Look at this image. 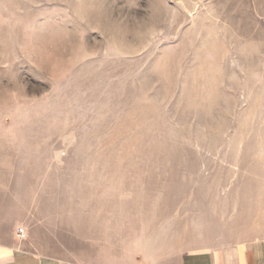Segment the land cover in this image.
<instances>
[{"label":"rangeland","instance_id":"obj_1","mask_svg":"<svg viewBox=\"0 0 264 264\" xmlns=\"http://www.w3.org/2000/svg\"><path fill=\"white\" fill-rule=\"evenodd\" d=\"M11 232L72 264L264 238V0H0Z\"/></svg>","mask_w":264,"mask_h":264},{"label":"crops","instance_id":"obj_2","mask_svg":"<svg viewBox=\"0 0 264 264\" xmlns=\"http://www.w3.org/2000/svg\"><path fill=\"white\" fill-rule=\"evenodd\" d=\"M8 237L10 241L0 243V264H72L23 246L12 232ZM177 264H264V238L184 253Z\"/></svg>","mask_w":264,"mask_h":264},{"label":"built area","instance_id":"obj_3","mask_svg":"<svg viewBox=\"0 0 264 264\" xmlns=\"http://www.w3.org/2000/svg\"><path fill=\"white\" fill-rule=\"evenodd\" d=\"M25 234H26V233H25V229H23V228H19V229L17 230L16 237L21 241V240L24 239Z\"/></svg>","mask_w":264,"mask_h":264}]
</instances>
